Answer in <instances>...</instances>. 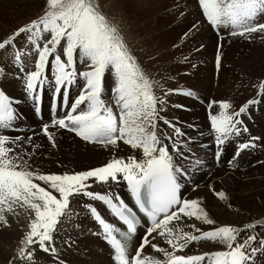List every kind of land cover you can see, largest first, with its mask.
Segmentation results:
<instances>
[{
  "label": "snow or ice",
  "instance_id": "1",
  "mask_svg": "<svg viewBox=\"0 0 264 264\" xmlns=\"http://www.w3.org/2000/svg\"><path fill=\"white\" fill-rule=\"evenodd\" d=\"M198 6L207 24L218 34L225 29L232 37L251 40L260 35L264 39V0H198ZM9 49L12 65L19 70L16 78L24 82L23 90L37 113L41 102L37 89L47 84L53 90L51 111L64 114L52 116V127L67 129L86 142L104 147L123 141L142 153L139 158L135 155L112 158L102 166L72 173L34 171L25 159L29 154L21 145L22 137L6 134L15 128L20 116L12 98L0 88V222L7 225L3 212L12 211L17 204L26 205L34 214L14 259L33 260L37 246L55 256L54 233L61 218L69 215L70 201L77 195L101 202L123 226L108 221L93 204H84L86 214L99 226V232L94 234L101 235L110 247L115 264H256L258 257L264 255V219L244 223L242 227L223 224L209 230L189 224L187 227L192 231H184L172 225L182 218H195L203 225L216 224L198 199L181 197V181L202 161L191 148L194 139L190 136L184 139L186 133L181 127L162 114L168 96L181 94L194 99L198 96L191 88H167L158 96L156 90L164 85L138 62L118 24L101 10L98 0H45L41 14L0 39V51L7 53ZM26 49L29 57L32 52L37 54L34 70L25 69L22 53ZM77 59L84 70H78ZM220 61L218 46L217 68ZM49 65L51 79L46 74ZM74 85L79 89L78 95L70 108L61 109L58 96L62 94L67 105ZM106 87L111 89L115 111L103 98ZM258 89L256 96H264V79L259 81ZM255 103L256 99H249L233 110L227 100L209 102L207 119L217 145L218 162L221 146L231 137L248 132L241 115ZM214 105H218V111L213 110ZM161 122L170 131H165ZM49 127L44 123L42 131L52 141ZM257 139L238 142L228 163L231 165L242 150L253 147ZM27 141L31 143V137ZM185 164L191 168H185ZM121 180L126 182L138 212L119 193L113 196L111 191L90 190L92 183L118 184ZM216 195L225 198L223 192ZM138 213L146 218V231L135 254L130 255L131 242L141 225ZM157 236L171 251L152 243V249L162 253L163 259L142 255L149 237L155 240ZM200 241L218 244L221 250L177 254L190 243Z\"/></svg>",
  "mask_w": 264,
  "mask_h": 264
},
{
  "label": "rangeland",
  "instance_id": "2",
  "mask_svg": "<svg viewBox=\"0 0 264 264\" xmlns=\"http://www.w3.org/2000/svg\"><path fill=\"white\" fill-rule=\"evenodd\" d=\"M44 2L45 0H33V1L32 0H0V38L1 37L3 38L8 33L7 31L9 29L12 30V28L14 29L16 27H19V25H22L28 20L33 19L39 14H41V9L44 6ZM98 4L101 10L109 18L117 22L118 26L120 25L119 28L121 32H123L122 34L124 36V39L127 42L129 48L130 49L133 48L132 52L136 56L138 62H140L141 60L140 64L144 66L143 68L145 70H147L148 72L150 71L149 74L152 75L153 78L156 77V80H159L160 82H161V79L164 80L166 76H168L169 74V72H167V70L169 69L168 66L169 65L171 66V64H174V69H176L177 71L175 70L176 71L175 72L174 70L171 69V72L173 71L174 74L176 73L179 74V75L176 74L175 76L173 75L174 79H176V81L178 82L177 84L180 85L178 87H188V86L194 87L197 84H201L197 80L199 78L201 80L202 78V79H205L210 84L209 87L211 88L212 93H211V96L209 97L216 96L217 99L227 100L234 105L236 104V102H239V99L241 100L243 97V95H240L241 98H239L238 90L240 94H241L240 90L242 88L243 90L245 89L242 93H246L245 91L249 92V90L250 91L254 90V92L257 93V91L259 90L258 89L259 81L261 79H264V39H262L260 35H254L251 40L245 39L240 36L232 37L228 35L227 30L225 29H220L219 34H218V31L213 28H210L206 20L203 18L202 12L198 6V0H135V1L134 0H98ZM132 11L134 15L132 14ZM121 16L122 17L124 16V17L122 18ZM26 17H29V18L26 21L21 22L18 25L17 22L20 19L26 18ZM133 20H135V22ZM193 25H196L197 27L194 28ZM5 27L6 28L9 27V28L6 29ZM134 29H135L137 36L134 33H132V30ZM129 34L132 35V38H131L133 39L132 41L129 38ZM134 42H138V44L136 43V45H139L140 48H143L145 50V53L146 51L148 52L146 54L149 56V59L153 61L152 66L149 63L148 64L152 68L156 67L155 71L148 69L147 66L144 65L145 61L144 62L142 61L143 58H141V56H137L138 53L134 51L135 50L134 49L135 44H133ZM218 46H219V52L221 56L219 68H217V64H216V55L218 51ZM157 62L158 63L160 62L161 66H160V63L157 64ZM11 63H12V60H11ZM49 68L50 67L46 69V74L49 75V78H51V68L50 69ZM25 69L29 70L26 67ZM178 69H181L179 70L181 74L178 72ZM194 72L195 73L200 72V77H197L195 75H190L191 73H194ZM18 73H19V70H18ZM158 75H161V76H158ZM231 75H232V78H231ZM13 77H15L16 79L15 81L16 84L11 85L10 88L13 91H15L16 89H20L21 94L23 96L24 90L21 84H23L24 82L16 78L17 74H15ZM225 77H227V79ZM230 78L232 81H230ZM237 78L239 80H237ZM0 81L2 83V84L0 83V88L4 90L6 83L2 77H0ZM163 84L164 83H162V85ZM254 85H256L257 87H254ZM199 87L200 89H203V85H200ZM228 87H231V89L236 88V94H235L236 96L235 95L230 96V93L227 91ZM159 89L156 90L157 92L156 94L162 95L164 91L162 88L160 90ZM78 92H79V89L77 90L75 94H78ZM195 92H198L197 93L198 99H196L197 102L193 100L192 102L194 103L196 107H200L201 110L199 109L198 112L201 115H204L206 113V108L209 102L213 101L214 97L209 98L207 102L202 101L200 103L201 92L200 91H195ZM203 96L205 97V95ZM108 98L109 100L111 99L109 95H108ZM168 98L170 99L171 95L168 96ZM216 98H215V101H219V100H216ZM45 99H46V105L49 103L48 108H50V101L52 98L47 96ZM177 99L180 100L181 98L178 97V94H175L174 103H178L176 102ZM247 100L239 102L238 105L236 104L237 106L233 108V110L238 109V107L244 104ZM203 103L205 104L202 106H198ZM63 106L65 107L66 105H64L63 103ZM29 107L31 109L33 108L32 103L31 104L29 103ZM112 107L115 110L114 103ZM16 110L19 113V115H21V111L19 110L18 107ZM213 110L218 111V105H214ZM252 110L254 112L259 111V108L255 107V108H252ZM184 119H185V116L182 114L174 116V121H179V120L183 121ZM263 121L258 120L256 125L251 124L250 127H247L248 132L242 133L239 137L233 136L228 141H226L225 144L221 146V151L223 152L221 154V158L219 162L217 161V164L220 163L222 160H225L226 162L224 163H227L229 167L231 166L228 162L233 157V154H235L236 152L235 148L238 142H244L248 140L250 137H257V135H259L258 141H261L262 137L260 136V134H257V133L263 132V128H264ZM161 125H162L161 127L164 128L165 130V127L163 126L162 122H161ZM54 134L56 136L57 132L53 131V135ZM254 134H256V136H254ZM73 137H75L77 140L82 141V139L77 136H73ZM27 138L26 139L22 138V139L24 141V140H27ZM31 140H32V137H31ZM23 141L21 142V145L24 151L28 153L29 152L28 150L30 149L27 145L28 142L24 144ZM34 141L35 140H33V142ZM83 142L87 143L86 141H83ZM121 142H122V147H123L124 143L123 141H120V143ZM101 146H102V149H94V147H89L86 150H81L79 154H76L74 156L70 155L71 153H69V156H66L67 153L65 154L61 144L55 145L54 149L56 152L62 149L60 154L57 156L58 158H56L59 161L58 164L59 165L62 164L60 167L58 166V169H55V167L54 168L49 167L48 162L50 158L48 155L39 154V156L37 157V154H31L29 152L28 153L29 155L25 156V159L28 160L29 164L31 165V168H33L32 170L34 171H39L38 168L44 165L46 166L47 169H49V172L53 170L57 174H63L65 172L72 173L76 171H83V170H88L90 168L102 166L103 164L106 163L107 160L109 161L110 159L117 157V155L115 154L123 152L122 147L117 150L118 143H117V146L115 147L111 145H109L108 147H104L103 145ZM250 149L258 150L259 148H257V145L255 146L254 144V146L250 147ZM16 150L20 151L19 148H17ZM108 150L109 151L113 150V151L111 153H107ZM214 151L215 152L217 151V147H214ZM257 155H258V152L253 151V152L245 153L242 156L241 154H239V158H240V161H244L247 158H250V157L254 158ZM38 158L39 159L41 158V160H39ZM51 158L55 159V155L53 157L51 156ZM67 159H68L69 164L64 166L63 165L64 163H68L66 162ZM263 161H261V159L256 160L253 163V166L251 167V168L253 167L254 168L253 169L248 168L245 171L250 173L249 175L252 178L257 176V174L261 170H263L262 168H264V166L262 165L264 164ZM68 167H72V168L67 169ZM224 170L225 169H219L218 172H223ZM214 174L216 173L214 172ZM236 176L238 177V175ZM254 180L255 179H252L250 181H244L245 184L236 180L237 182L240 183V185L238 183L235 184L233 180H229L227 182V185H225V187H223L222 185L213 184L212 189L207 192L206 198L203 197L202 199L198 201L200 202L201 207L205 208V210L209 209V207L207 206V200H211V203L209 205L211 206L220 205L222 208H225L227 211L233 210L235 213L234 214L235 218L242 217V219L247 218V220H250L249 218L251 216H253L254 214H260V212L264 210V182L257 183L254 186L253 183H249ZM96 189H99L98 192L103 193L102 192L103 189L101 190V188H94L93 191H95ZM228 189H230L231 191H229ZM248 189L252 190V192L250 191L248 199H245L244 201L239 196H246L244 192ZM219 191L224 193L225 195L224 199L220 198L218 200L219 197L216 195V193H218ZM232 192L233 194H230ZM197 198L198 197L196 196L193 199H197ZM211 198L213 199V201ZM87 201H88V198L82 195H77L71 199L70 206H69L70 213L68 216H64L61 218V222H60L61 224L58 225V228L56 232L54 233L55 247L57 248L56 255L53 256L50 253H46V256H45L44 255L45 252L43 251V254H42L41 253L42 250L39 249L38 258H37V255H35L34 257L35 261L38 260L37 261L38 264H52V263L53 264H108L107 258L110 259V255L108 254V252L106 253L101 248L99 242L94 241V240H89L90 239L89 237L96 236V234H94L96 233V231L92 230L91 235H90L89 229H88V232L84 234V230L89 227V224L93 220L90 214H86V210L83 207L85 203H89ZM128 201L130 202V200ZM97 206L101 208V209L98 208L100 212L101 210L105 212V213L101 212L104 218L111 221L112 217L109 216L106 206L104 208V205L101 202H100V205H96V207ZM6 211L7 210L3 212V215L5 216L7 220V225H5L3 222L2 223L0 222V244H1L0 245V255L2 254L1 252L4 251V255L2 254V256H0V258H2L0 259V264L1 262L7 260V256L5 255L4 246H6L7 244L9 245V243H12L14 241L20 240L22 236L23 228L26 227L29 223V218H34V214L32 212H26V213L23 212L21 216H16V223L18 222L17 223L18 225H16V227L14 228V225H11L8 211L7 212ZM225 217L226 216L221 215L220 219H225ZM215 218H213V220L216 221V224H218L219 222L216 220L217 218L216 219ZM172 225L173 226L175 225L174 227L181 226L180 224H176L175 221L172 222ZM183 227L184 225H182L180 228L183 229ZM209 229L210 228H206L204 230H209ZM141 231L142 230H140L137 233V236H136L137 238L141 234ZM185 231H188V230H185ZM3 238L6 240H4ZM156 238L157 239L152 241V239L149 237V241H150L149 244L144 247L146 248L145 250L142 249L143 255L149 254V251L152 248L151 244L154 243V241H157L160 237L157 236ZM140 240L141 238L139 239V242ZM2 242H5V244L4 243L2 244ZM139 242H137L138 243L137 245H139ZM208 242L209 241H204L200 243V245L204 246ZM209 244L214 246L216 249L222 247L213 242H210ZM200 245H197L194 249L201 247ZM133 246L134 245H131V247ZM2 248L3 250L1 251ZM183 251H185V249Z\"/></svg>",
  "mask_w": 264,
  "mask_h": 264
},
{
  "label": "bare ground",
  "instance_id": "3",
  "mask_svg": "<svg viewBox=\"0 0 264 264\" xmlns=\"http://www.w3.org/2000/svg\"><path fill=\"white\" fill-rule=\"evenodd\" d=\"M33 1V0H32ZM135 1V0H134ZM121 3V2H120ZM134 11V9H133ZM133 11H132V14H133ZM134 15V14H133ZM122 17V16H121ZM124 17V16H123ZM122 17V18H123ZM29 17H26V18H22L20 19L17 23L18 25L21 23V22H24L28 19ZM117 21V20H116ZM120 21V20H119ZM135 22V20H133ZM124 22V21H123ZM131 22V21H130ZM133 22V24H134ZM117 23V22H116ZM120 24V23H119ZM131 24V23H130ZM129 24V25H130ZM122 25V24H121ZM20 26V25H19ZM120 26V25H119ZM148 26V25H147ZM15 27V26H14ZM142 27V26H141ZM4 28V27H3ZM6 28V27H5ZM9 28V27H8ZM6 28V29H8ZM135 28V27H134ZM211 28V27H210ZM13 29V28H12ZM143 29V28H142ZM7 31V30H6ZM11 31V29H9L7 32L9 33ZM145 31V30H144ZM148 31V30H147ZM215 31V30H214ZM131 32V31H130ZM2 33V32H1ZM123 33V32H122ZM132 33H134L136 36V32H135V29L132 30ZM152 33V32H151ZM3 35V34H2ZM1 35V36H2ZM144 35V34H143ZM4 36V35H3ZM139 36V35H138ZM142 36V35H141ZM129 38L131 39L132 38V35L129 34ZM144 38V37H142ZM148 38V37H147ZM2 39V37L0 38ZM139 39V38H138ZM149 39V38H148ZM133 39H131L132 41ZM140 40V39H139ZM146 40V39H145ZM150 41V40H149ZM153 41V40H152ZM136 43L138 44V42H134L133 44H135L134 46V51H136L138 53L137 56H141L142 61L144 62L145 61V64L147 66L148 69L152 70V71H155L156 70V67H151L152 66V60L149 59V56L146 54L148 53L146 51L145 53V50L143 48H140L139 45H136ZM161 46V45H160ZM31 46L29 45L28 46V49H30ZM170 48V47H169ZM133 49V48H132ZM131 49V50H132ZM171 49V48H170ZM156 50V49H155ZM133 51V50H132ZM11 52V49L8 50V52H3V51H0V67L3 68V73L2 75H0V77H2L6 83V86L4 87V91L6 92V94L12 98L13 100V103L17 109V107L19 108V110L21 111V115L20 118L15 121V128L9 132H7L6 134L10 135V136H21L22 138H27V137H32V140H31V143H28V147L30 148L28 151L31 153V154H37V157L39 156V154H44V155H48L50 160L48 162V165L49 167H52L55 169H58V166L60 167L61 165L58 164V160L56 158H58L57 156L60 154V152L62 151V149L58 150V152L55 151L54 149V146L55 145H60L62 146L65 154L67 153L66 156H69V153H71L70 155H76V154H79V152L81 150H86L87 148L89 147H94V149H102V146L100 144H95V143H84L83 141L84 140H77L75 137L73 136H76L75 133L73 132H69L67 129H58V127H52L51 126V118L53 115H61V114H64L62 111H57L56 113H53L52 111L50 112L51 110V103H52V99L50 101V108H48L49 106V103L46 105V97L49 96V97H53V90L49 89L48 88V85L45 84L42 88H38V92L42 93V99H43V102H42V106H41V119H38L36 117V113H35V107H34V104L33 102L28 99L26 97V94L24 92L23 96L21 94V90L20 89H14L15 91H13L10 86L13 85V84H16V79L15 77H13L15 74H18V69L15 68L12 63H11V60H12V56L9 55L8 53ZM27 49L25 50L24 53H22V60L24 62V64L26 65L25 67L28 68V69H32L34 70V60L36 58V53L35 52H32L31 53V56L29 57L27 54ZM145 53V54H144ZM180 55V54H179ZM160 56V55H158ZM148 57V58H147ZM140 58V57H139ZM156 60V59H155ZM159 60V59H158ZM141 62V60H140ZM139 62V63H140ZM162 62V61H160ZM159 62V63H160ZM151 65H149V64ZM157 62V64H159ZM166 64V63H165ZM154 65V63H153ZM167 65V64H166ZM76 66L78 68V70H84L83 68V65L80 64L79 60L77 59L76 61ZM159 66V65H158ZM160 66H161V63H160ZM50 67V65H49ZM144 67V66H143ZM169 67V69H168ZM167 67V72H169L168 76H166V78L164 80L161 79V82L164 83V88L163 91H165L167 88H191L194 92L195 91H200L201 94H200V103L203 101V102H207V100L209 98H212L214 97L213 99L215 100L216 96H212V97H209L211 96V88L209 87L210 84L205 80V79H202L200 80V78L197 80L199 81L201 84H197L196 86L194 87H191V86H188V87H178L180 86L179 84H177L178 82L176 81V79H174V76L176 74L173 73V71L171 72V69L172 70H176L174 69V64H171V66L169 65ZM214 67V66H213ZM164 68V67H163ZM189 68V67H188ZM50 69V68H49ZM154 69V70H153ZM213 69V68H212ZM234 69V68H233ZM179 70L181 69H178V72ZM185 70V68H184ZM183 70V71H184ZM210 70V69H209ZM177 71V70H176ZM175 71V72H176ZM230 71V70H229ZM234 71V70H233ZM232 71V72H233ZM240 71V70H239ZM150 72V71H149ZM190 72V71H189ZM237 72V71H236ZM181 74V72H179ZM188 73V71H187ZM230 73V72H229ZM158 74V73H157ZM174 75V76H173ZM179 75V74H178ZM190 75H195L197 77H200V72H194V73H191ZM214 75V74H213ZM219 75V74H218ZM237 75V74H236ZM245 75V74H244ZM248 75V74H247ZM152 76V75H151ZM158 76H161V75H158ZM163 76V75H162ZM173 76V77H172ZM183 76V75H182ZM215 76V75H214ZM228 76V75H227ZM234 76V75H233ZM49 77V75H48ZM153 77V76H152ZM223 77V76H222ZM237 77V76H236ZM156 79V77H154ZM159 78V77H158ZM161 78V77H160ZM164 78V77H162ZM224 78V77H223ZM227 79V77H225ZM231 78H232V75H231ZM230 78V81H232ZM239 78V76H238ZM237 78V80H239ZM241 78V77H240ZM51 79V78H50ZM178 79V78H177ZM222 79V78H221ZM166 80V81H165ZM243 80V79H242ZM215 81V80H214ZM226 81V80H225ZM234 81V80H233ZM240 82V81H239ZM246 82V81H245ZM1 83V81H0ZM21 83V82H20ZM106 85L109 83V81L106 79L105 81ZM161 83V84H162ZM244 83V82H243ZM2 84V83H1ZM229 84V83H228ZM200 85H203V89H200ZM216 85V84H215ZM225 85V84H224ZM239 85V84H238ZM242 85V84H240ZM21 86H23V84H21ZM225 88V87H224ZM241 88V87H240ZM252 88V87H251ZM159 89V88H158ZM157 89V90H158ZM161 89V88H160ZM159 89V90H160ZM221 89V88H220ZM223 89V88H222ZM78 88L74 85L70 88V91H69V97H68V103L65 107L67 108H70L71 106V102L74 100L75 96L78 95V94H75L77 92ZM238 90V88H237ZM245 90V89H244ZM243 88L240 90L241 91V94L238 90V94H239V98L240 95H243L242 99L240 100L239 99V102H242V101H245L247 99H256L257 100V103L253 104L250 106L249 110L246 111L245 113H243L241 115V119L243 121V125L246 126V127H250L251 124H255L257 123L258 120H262L264 119V96H261V97H257L256 96V92L253 91H250L247 92L245 91L246 93H242L243 91ZM227 91L230 93V96L232 95H235L236 94V88L234 89H231V87H228ZM256 91V89H255ZM157 93V92H156ZM162 93V91H161ZM198 93V92H196ZM75 94V96H74ZM108 95L112 96V93H111V89L110 87H106V92H105V95H104V99L106 100L107 103H109L111 106H113V102H112V99L109 100L108 98ZM159 95V94H158ZM205 95V97L203 96ZM236 96V95H235ZM234 96V97H235ZM178 97H180L181 99L178 100L176 102L178 103H174L175 101V94H172L171 95V98L169 99L167 97V100H168V105L165 109V111L162 113L164 116H166L168 119L172 120L174 123H177L179 127H181L182 131L184 133H186V136L184 139H187V137H192L195 141V143H193L191 145V148L195 154V156L199 157L200 161H202V164L196 168L195 170H190L188 175L185 176L184 180L181 181L182 183V190H181V197L182 198H189V199H193L194 197H198L197 199L200 200L202 199L203 197L206 198V194L208 191H210L212 189V186L213 184L215 185H222L223 187H225V185H227V182L229 180H233L235 182V184H239V182H237L236 180L242 182L243 184L244 181H250L252 179H255L254 181L252 182H249V183H253V185L255 186L257 183H263L264 182V168H262L263 170H261L257 176L255 177H251L248 173L246 172L245 170L248 169V168H251L253 166V163L256 161V160H259L261 159V161L264 160V128H263V132H258L257 134H260V136L262 137V140L261 141H258L255 140L254 144L255 146L257 145V148H259L258 150H255V149H246V150H242L241 151V156L245 153H248V152H253V151H257L258 152V155L254 158L250 157V158H247L245 159L244 161H240V158L239 156H237V158L233 161V163L231 164V166L229 167V165L227 163H224L226 162L225 160H222L220 163L217 164V160H216V157H215V151H214V147H217V145L215 144L214 140V134L211 132V129H210V123L207 119V116H208V112H209V108L207 106L206 108V113L204 115H201L198 110L200 109V107H196L194 105V103L192 102L195 101L197 102L196 99L194 98H191V97H187V96H184V95H181V94H178ZM237 99V98H236ZM216 100H219L220 99H217ZM221 100H224V99H221ZM239 102H236V104L238 105ZM29 103L31 104L32 103V106L33 108L31 109L29 107ZM58 103L60 105V108L63 109L65 108L63 106V95L60 94L58 96ZM205 103L203 104H200L198 106H202L204 105ZM234 105L231 103L232 105V109L235 108L237 105ZM174 105H183V107H175ZM259 108V111H253L252 108ZM201 110V109H200ZM115 111V110H114ZM184 115L185 116V119L183 121L179 120V121H174V116L176 115ZM198 118V119H197ZM203 118V120H202ZM200 119V120H199ZM253 121V123H252ZM264 122V121H263ZM44 123H48L50 125L49 127V132L53 135V131L57 132L56 136L55 134L53 135V140L50 141L48 139V137L43 133L42 131V125ZM189 125H195V127H189ZM162 126V125H161ZM164 126V125H163ZM165 127V131H170V129L167 128V126H164ZM254 136H256V134H254ZM259 135H257L258 137ZM251 138V137H250ZM249 138V139H250ZM79 139V138H78ZM33 140H35L33 142ZM23 141V139H22ZM21 141V142H22ZM28 141L27 140H24L23 143L26 144ZM26 145V146H27ZM115 147V146H114ZM122 147V142L120 143V141H118V146H117V150L120 149ZM54 149V150H53ZM92 150V148H91ZM110 150V149H109ZM107 151V153H111L113 150L111 151ZM236 150V148H235ZM234 150V151H235ZM122 151L121 153H117L115 155H117V157L115 158H120V157H124V158H127L129 155H135L137 158H139V156L142 154L140 153L139 151L137 152V150H133L131 149L130 146L128 145H123L122 147ZM185 151L187 152V149H185ZM28 152V153H29ZM223 152V151H221ZM73 153V154H72ZM123 153V154H122ZM100 154V153H99ZM43 155V156H44ZM55 155V159L54 158H51V156L53 157ZM109 155V154H108ZM107 155V156H108ZM113 155V154H112ZM235 154H233L234 156ZM42 156V157H43ZM114 156V155H113ZM41 157V158H42ZM106 157V156H105ZM41 158L39 160H41ZM107 158V157H106ZM233 158V157H232ZM231 158V160H232ZM66 159V157H65ZM71 159V158H70ZM179 159V157H178ZM263 159V160H262ZM108 161V160H107ZM106 161V163H107ZM66 162H68V159L66 160ZM264 162V161H263ZM41 164V163H40ZM68 163H64L63 165L66 166ZM217 164V165H216ZM246 164V165H245ZM260 164V163H259ZM86 165V164H85ZM220 165V166H219ZM248 165V166H247ZM258 165V164H257ZM264 166V164H262ZM260 165V166H262ZM38 166V165H37ZM44 166V165H43ZM40 166L39 169V172L41 173H53V174H57L55 173L53 170L49 172V169L46 168V166ZM77 166V165H76ZM84 166V165H83ZM75 167V166H74ZM185 168H191L190 165L188 164H185L184 165ZM256 167V166H255ZM72 167H68L67 169H70ZM254 168V167H253ZM251 168V169H253ZM33 169V168H32ZM211 169V170H210ZM219 169H225L223 172H218ZM56 171V170H55ZM70 171V170H69ZM254 171V170H253ZM71 172V171H70ZM214 172L216 174H214ZM218 172V173H217ZM255 172V171H254ZM63 173V171H62ZM238 175V177L236 176ZM217 176V177H216ZM237 177V178H236ZM236 179V180H234ZM212 184V185H211ZM260 185V184H259ZM262 185V184H261ZM94 188H101L102 192L103 193H107L109 191H111L112 195L115 196L116 193H119V195L125 200V201H128L130 200V202L132 201V199L130 198V193L128 192L127 190V185H126V182H123L121 180L120 183L118 184H108V183H92L91 185V188L90 190L93 191ZM216 188V187H215ZM247 189V188H246ZM225 190V189H224ZM229 191H231L230 189H228ZM99 189H96L95 192H98ZM250 191L252 192V190H246L244 192V194H246V196H239L242 200L245 201V199H248L249 197V194H250ZM216 192V191H215ZM220 192V191H219ZM230 194H233L230 193ZM205 195V196H204ZM215 198V197H214ZM218 198V197H217ZM252 198V197H251ZM212 199V198H211ZM220 198H218L219 200ZM240 199V200H241ZM216 200V199H215ZM213 201V199H212ZM89 203L93 204L94 206L96 205H100V202L99 201H92V200H89L88 201ZM218 202V201H217ZM221 202V201H220ZM211 203V200H207V206L209 207L208 210H206L209 214V217L211 219L215 218L219 223L218 224H215V225H203L200 221H196L195 218H192V219H189V218H182L181 221H175L176 224H180L181 226L184 225L183 227V230H188V231H192V229L190 230V228L187 227V225L189 224H195L196 227H199L201 228L202 230L206 229V228H212V227H215V226H219V225H223V224H229V225H233V226H240L242 227L244 223H248V222H252L254 220H259V219H264V210L260 212V214H254L253 216H251L249 219L250 220H247V218H235L234 216V211L233 210H226L225 208H222L220 205H209ZM241 203V202H240ZM222 204V203H221ZM74 206V205H73ZM97 208L101 209L100 207L97 206ZM105 208V206H104ZM263 208V207H262ZM205 209V208H204ZM260 209V208H259ZM83 210V209H82ZM258 210V209H257ZM261 210V209H260ZM7 212V211H6ZM26 213V212H31V210L26 206V205H22V204H17V205H14L13 206V209L12 211H8V214H9V219L11 221V225H14V228L16 227V225H18L16 223V216H21L22 213ZM101 212L105 213L104 211L101 210ZM254 212V211H253ZM252 212V213H253ZM222 216H226L225 219H220V217ZM110 216V214H109ZM112 217V216H110ZM32 218H29V222ZM23 220V219H22ZM19 221V220H18ZM110 221V220H108ZM9 222V221H8ZM64 222V221H63ZM73 222V221H72ZM114 224H117L118 226H120L115 220L114 218L112 217V220L110 221ZM2 223V222H1ZM61 224V223H59ZM82 224V223H81ZM10 225V224H9ZM62 226V225H61ZM64 226V225H63ZM66 226V225H65ZM83 226V225H82ZM175 226V225H174ZM179 226V227H181ZM4 227V225H3ZM10 227V226H9ZM11 228V227H10ZM60 228V227H59ZM66 228V227H65ZM88 229H89V234L91 235V231L92 230H95L96 233L99 232V226L96 224L95 221L92 220V222L89 224V227L86 228L84 230V234H86V232H88ZM4 230V229H3ZM19 230V229H18ZM22 230V229H21ZM20 230V231H21ZM144 230V229H143ZM16 231V230H14ZM27 231V226L23 228V232H22V236L21 238L23 237L24 233ZM69 231V230H68ZM12 232V231H11ZM19 232V231H18ZM66 232V231H64ZM144 232V231H143ZM249 232H251V230H249ZM71 233V232H70ZM83 233V232H81ZM138 233V231H137ZM142 233V232H141ZM259 233V232H258ZM5 234V233H4ZM58 234V232H57ZM60 234V233H59ZM66 234V233H64ZM195 234H198V233H195ZM18 235V234H16ZM56 235V234H55ZM3 236V235H2ZM142 236V234L140 235V237ZM15 237V236H14ZM18 237V236H17ZM58 237V236H57ZM70 237V236H69ZM90 239L89 240H94V241H97L99 242L101 248L108 254L110 255V252H111V249L110 247L106 244V242L103 240L102 236L99 235V234H96V236H91L89 237ZM151 238V237H150ZM4 239V238H3ZM16 239V238H15ZM18 239V238H17ZM56 239V238H55ZM58 239V238H57ZM60 239V238H59ZM71 239V238H69ZM157 239V238H156ZM6 240V239H4ZM61 240V239H60ZM19 241L20 240H17V241H14L12 243H9V245L7 244L5 247V255L7 256V260L1 262V264H9V261H12V264H38V260L35 261L34 258L33 260H28V259H24V260H19V259H14V257L16 256V251H17V248L19 246ZM153 241V240H152ZM63 242V241H62ZM137 242H139V239L136 237V235L133 237V240H132V245H134V248H130L131 254H134L135 253V247L137 246ZM204 241H200V242H192L190 243L186 248H185V251L183 252H178L177 254H183V255H194V254H202L203 252H206V251H214V250H221V248H215L214 246L210 245L208 242L206 245L202 246L200 245V243H202ZM5 244V242H2V244ZM8 243V242H7ZM57 243V242H56ZM154 243H156L159 247H162V248H166L168 249L169 251H171V249L168 247V245H166L164 243V240L162 238H159L157 241H154ZM1 245V244H0ZM57 245V244H56ZM197 245H200L201 247H198L196 249H194ZM146 246V245H145ZM59 248V247H58ZM62 248V247H61ZM107 248V249H106ZM38 249V251H37ZM146 248H144L145 250ZM3 250V248L1 249V251ZM193 250V251H191ZM59 251V250H58ZM61 252V251H60ZM3 255H4V251L1 252ZM38 253H39V248L38 246L36 247L35 251H34V257L35 255H37V258H38ZM43 254V251L41 252ZM2 254L0 256H2ZM61 254V253H60ZM146 254V253H145ZM46 256V253L44 254ZM56 255V254H55ZM143 255V254H142ZM43 256V255H42ZM144 256H150V257H154V258H158V259H163V255L162 253L160 252H157V251H154L152 248L151 250L149 251V254L147 255H144ZM5 257V256H4ZM40 257V256H39ZM49 257V256H48ZM6 258V257H5ZM60 258V257H59ZM2 259V258H0ZM46 260V259H45ZM48 261V260H47ZM46 261V262H47ZM43 262V261H42ZM107 263L108 264H115L113 259H112V256L110 255V259L107 258ZM206 263V262H205ZM53 264V263H52ZM256 264H264V255H260L258 257V259L256 260Z\"/></svg>",
  "mask_w": 264,
  "mask_h": 264
}]
</instances>
